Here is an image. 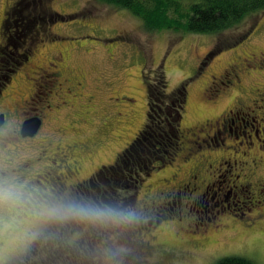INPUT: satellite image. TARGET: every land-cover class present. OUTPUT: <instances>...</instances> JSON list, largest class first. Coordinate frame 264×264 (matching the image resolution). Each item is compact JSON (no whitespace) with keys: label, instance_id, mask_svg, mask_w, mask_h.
<instances>
[{"label":"rangeland","instance_id":"rangeland-1","mask_svg":"<svg viewBox=\"0 0 264 264\" xmlns=\"http://www.w3.org/2000/svg\"><path fill=\"white\" fill-rule=\"evenodd\" d=\"M182 96L181 115H176L178 104L176 109L169 104ZM237 107L244 112L227 123L234 135L198 148L193 140L219 129L222 115ZM0 113L6 115L0 127V176H14L53 195L108 201L138 215L134 223L118 227H47L6 264H60V245L64 264H132L127 257L133 252L131 231L142 229L144 213L155 207L154 213L161 214L162 206L170 207L179 185L194 174L190 172L197 160L208 158L203 154L209 153L213 167L196 171L199 181L217 182L229 167L226 160H248L243 177L251 180L247 194L261 198L264 10L221 32L196 34L149 29L129 9L101 0H0ZM170 114L179 122L182 137L174 123H159ZM28 115L41 116L43 123L33 137L20 138L15 129ZM253 127L260 129L261 138L251 144L243 134L252 133ZM188 129L192 133L185 135ZM132 146L133 158L129 155L126 166L133 165L135 171L101 170L117 165V154ZM59 149L67 151L70 162L77 161L73 175L54 163L61 158L55 154ZM241 167L233 169L232 179L243 172ZM230 183L225 186L226 194L232 190L227 200L224 196L219 201V189L212 184L205 200L192 201L194 207L184 199V221L174 211L158 227L141 230L147 240L156 239L172 254L167 259L155 252L146 263L215 264L237 255L264 264V203H252L247 211V198ZM221 204L232 209L207 221ZM242 208L247 211L243 220L237 217ZM88 234L95 235L93 247L85 242L87 252L73 256L77 251L69 248ZM66 253L69 262L62 259Z\"/></svg>","mask_w":264,"mask_h":264},{"label":"clouds","instance_id":"clouds-1","mask_svg":"<svg viewBox=\"0 0 264 264\" xmlns=\"http://www.w3.org/2000/svg\"><path fill=\"white\" fill-rule=\"evenodd\" d=\"M136 219L131 209L90 198L49 194L14 176H0V264L25 252L50 226L118 227Z\"/></svg>","mask_w":264,"mask_h":264},{"label":"flooded vegetation","instance_id":"flooded-vegetation-1","mask_svg":"<svg viewBox=\"0 0 264 264\" xmlns=\"http://www.w3.org/2000/svg\"><path fill=\"white\" fill-rule=\"evenodd\" d=\"M24 33H26V32H24ZM15 47L17 48V46H15ZM30 55H31L30 52H28L27 54H23V56L25 57V60L26 59L28 60ZM57 75H59V74L53 73L52 76L55 77ZM226 76L228 77V75H226ZM237 76H238V74L236 73V77ZM240 111L244 112V110H242V108H239V107H237V110H234L232 108L228 109L222 115V119L220 121V128L219 129H215L212 132L208 133L206 135L207 137L203 138V140H201V141L193 140V142L197 144L198 148L203 149L204 146H206V147L212 146L210 144V141L219 144V137H221L222 135H224L225 138L234 135L232 129H228L227 128V123L231 119H233V121H234V117H233L234 115H236L237 118H240V113H241ZM33 117H36V116H33ZM30 118L31 117L28 115L24 119V121H26L27 119H30ZM38 118H40L41 122L43 123V118L41 116H39ZM149 118L153 119L154 116H152V114H149ZM22 122H20L18 128L15 129V132L20 135V136L18 135V137H20V138L33 137V136H24L22 134V126H23V123H24V122L23 123ZM253 128H255V127H253ZM178 130H180V133H181V135L179 137H182V134H183L182 130L181 129H178ZM260 132H261L260 129L255 128V129H252V133L248 134L247 132H245L243 134V136L248 137L250 142H251V144H254V140H253L254 138H258V139L261 138V133ZM262 132L264 133V131H262ZM188 133L189 134L192 133L191 130H189V129L185 130L184 134L188 135ZM235 137L238 139L239 135H235ZM225 138H222V137L220 138L222 143L225 142ZM134 141L137 142L136 140H134ZM262 141L264 142L263 139H262ZM154 146H156V144ZM68 148H71V147H68ZM128 148H127L126 151L120 152V153L117 154V156H116L118 158L117 165H115V166L114 165H112V166L103 165V168H101V170L102 171H104V170H108L109 171V169H111V168L114 169L116 167H118L120 170H122L124 168V166L127 164V160L129 159V155L133 158V154H131L130 150L133 149L134 147L132 146L131 148H129V149ZM59 150H60L61 153L57 152L55 154L59 155L61 158L60 159L59 158H55L56 161H54V163L57 164V166L59 168L64 169V167H65V173L66 174L69 175V174L72 173V175H73L74 171H75V168H76L77 161L73 160L72 162H70L69 159H67L68 155L65 154V152H67V151H63L61 149H59ZM155 150L156 149H154V151ZM167 152H168V154L170 153L169 150H167ZM153 155H154V152L152 151L150 153V156L153 157ZM203 155H208V158L206 159V161L200 159L201 163L199 162V160H197V165L190 172V173H194V174L191 175V178L187 181V183H183V184L179 185V187L181 189L177 190L176 193H174V195L172 196L174 198V200H173V203L170 205V207H167V205H169V203L167 205L161 207L162 209H164V212L167 215V217H164L163 219H160L159 216H157V215H160V213H158V214H157V212L154 213V210H155V207H154L153 210H151V213L152 214H156L155 218L154 219H151V218L150 219L149 218L142 219L141 225L144 226L146 231L152 230V229L158 227L161 223L164 222L165 218H168V219L170 217L172 218V215H173L172 213L174 211H176L178 214H180L181 216H179V219L184 221V217H183V207H184L183 206L184 205L183 201H184V199L186 197H188L190 199L189 202L191 204H193L192 201L194 202V204H196L198 201H201V199H203V197H204V200H205V197H206L205 195H206V193H208L209 189L212 187V184H213V186H217L218 189H219V191L217 192V194H219L221 196L219 201H224V198H223L224 196H225V200H227V198L230 197L229 193H231L232 190L229 191L228 194H226L225 193V186H226V184L228 182H231L230 185H233L235 188H237V190L241 193V195L243 197L247 198L244 201V204H243L244 207H247L248 204H252V203L253 204H255V203L256 204L264 203V188H263L264 184L258 183V185H259V187H258L259 188V192L258 193H259V198L261 197L260 199H255V197L247 194V193H251V180L250 179L249 180L243 179V177L246 176L245 166L247 167V162H249L248 160L243 161V160L235 159L233 161V163H231V161H227L226 160V163H227V165L229 167H228V169H226V173L221 175L220 179L217 182L199 181V175H198L199 172H196V171H201L202 172V171H204L203 167H204L205 170H208V167H213L212 159H209V157H210L209 153L208 154L206 153V154H203ZM196 159H198V158H195V160ZM58 160L61 162V164L57 163ZM121 160L123 162H125V165L123 163L124 166L119 165V163H121ZM149 162L152 163V159L149 158ZM224 162H225V160L221 163V165ZM254 164H256V162ZM240 165L242 166L241 170L243 172L241 174L236 175L232 179L231 176L233 175V169H239ZM200 166L202 168H200ZM140 167H141V165H140ZM249 167H250V164H249ZM132 169L134 170V166L132 167ZM90 181H93V180L91 179ZM217 183H219V184H217ZM232 183H234V184H232ZM62 185L65 186V184H63V183H62ZM78 186H80V184ZM79 188L80 187H78V189ZM231 188H233V187H231ZM219 201L217 202L216 206L219 205V203H220ZM194 204H193V207H194ZM186 206H188V205L186 204ZM233 208L239 210V208H237V207H233ZM228 209H232L230 204L229 205H222L221 204V206L219 208H217L216 211L213 212V214L211 216L207 215V221H212L213 219H217V217L222 215V213L225 212ZM250 209H251V207H248L247 211H250ZM247 211H245V208L244 209L242 208L240 210V214H237V217H239V218H241V220H243L245 218V215L247 214ZM204 223L202 222L201 224H204ZM181 228L184 229V231H186L184 226H181ZM62 229L64 231V229H66V225H65V228H62ZM141 230L138 229V228L134 229V231H137L136 233H134V234H136V238H135V241L133 243L134 247H135V250L132 253V254H134V257L128 256L129 260H133L134 261V263H132L130 261L132 264H147L146 262L149 260V257L152 256V255H155V254L156 255H160L162 258L165 257L167 259H168L169 255H171L170 258L172 257V254H169V250H167L163 246H161V243H157V242L155 243L156 239H154V243H152L149 240H147L145 235L143 234V232H141ZM206 230H207V228H206ZM188 234H190V233H188ZM192 234H194V233H192ZM201 234H206V233L203 232ZM85 238L87 240H85ZM94 241H95V235L94 234H88L83 239L81 238L80 240L75 242L77 244L74 245V248H77V249L78 248L79 249L83 248L84 250H87L88 247L85 245V242H87L88 245L90 246V248H92L93 247L92 242H94ZM195 241L198 242L197 240H195ZM155 252H157V253H155Z\"/></svg>","mask_w":264,"mask_h":264},{"label":"trees","instance_id":"trees-1","mask_svg":"<svg viewBox=\"0 0 264 264\" xmlns=\"http://www.w3.org/2000/svg\"><path fill=\"white\" fill-rule=\"evenodd\" d=\"M106 3L118 5L120 7H124L129 9L133 14L141 18L145 25L149 29L155 30H175V31H183L187 33H217L221 32L227 28H230L240 22L247 15L253 14L255 12L264 10V0H101ZM61 17L64 15L59 14ZM72 16V15H68ZM172 100V99H171ZM177 97L172 100L171 105L175 106L176 115H181V108L183 105L184 97L180 98L178 102L176 101ZM177 102V103H176ZM173 115V114H172ZM173 117L171 118V114L166 117L160 119L159 123L163 122L169 126L171 124H175L176 129H179V122L173 121ZM168 121V122H167ZM171 122V124H169ZM163 127H166L164 125ZM167 132V130L165 131ZM179 132V131H178ZM178 132L175 135V141H178ZM170 137V134L168 135ZM176 147L174 148V150ZM171 150V149H170ZM135 162H140L135 159ZM133 167V166H132ZM138 167L140 165L138 164ZM123 170L126 172L127 170H132L128 166H124ZM124 176V175H122ZM127 176V175H126ZM125 177V176H124ZM101 202H104L100 200ZM108 203V201L106 202ZM256 204V203H255ZM252 204H248V207H251ZM247 207V209H248ZM158 214V213H157ZM173 214V213H172ZM171 214V215H172ZM156 214H152L150 212L144 213L142 216L145 218L154 219ZM159 216L160 219L167 217L164 210L161 211ZM138 218V215L136 214ZM171 218V217H170ZM169 218V219H170ZM168 218H165V220ZM164 220V221H165ZM57 226H53L52 230L55 231ZM144 226H142V230H144ZM137 231H131L130 237L131 241L134 243L136 238ZM55 236V234H52ZM96 240V239H95ZM131 244L133 248V252L135 250L134 244ZM61 249H62V245ZM57 246V249L60 248ZM59 250L57 256L61 258L60 252L63 250ZM76 250L77 253L74 255H81L84 250L77 248H69V250ZM73 250V251H74ZM132 252V253H133ZM130 254V257H134V254ZM54 254V253H53ZM57 257V259H58ZM128 257V256H127ZM60 264L62 263L61 259ZM67 258L64 262H69L70 254L66 253L62 256V259ZM56 259V260H57ZM73 260H75L73 258ZM215 264H255L251 259L243 256L230 255L224 256L220 258Z\"/></svg>","mask_w":264,"mask_h":264},{"label":"water","instance_id":"water-1","mask_svg":"<svg viewBox=\"0 0 264 264\" xmlns=\"http://www.w3.org/2000/svg\"><path fill=\"white\" fill-rule=\"evenodd\" d=\"M5 120H6V117H5V114L4 113H0V127L5 123ZM41 119L38 118V117H33V118H30V119H27L24 123H23V126H22V134L24 136H34L40 126H41Z\"/></svg>","mask_w":264,"mask_h":264},{"label":"bare ground","instance_id":"bare-ground-1","mask_svg":"<svg viewBox=\"0 0 264 264\" xmlns=\"http://www.w3.org/2000/svg\"><path fill=\"white\" fill-rule=\"evenodd\" d=\"M132 32V31H131Z\"/></svg>","mask_w":264,"mask_h":264}]
</instances>
